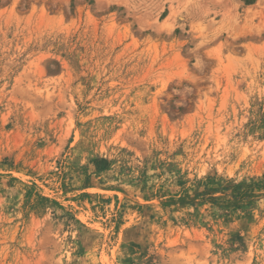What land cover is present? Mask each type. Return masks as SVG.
Instances as JSON below:
<instances>
[{"label": "rangeland", "instance_id": "1", "mask_svg": "<svg viewBox=\"0 0 264 264\" xmlns=\"http://www.w3.org/2000/svg\"><path fill=\"white\" fill-rule=\"evenodd\" d=\"M0 264H264V0H0Z\"/></svg>", "mask_w": 264, "mask_h": 264}]
</instances>
